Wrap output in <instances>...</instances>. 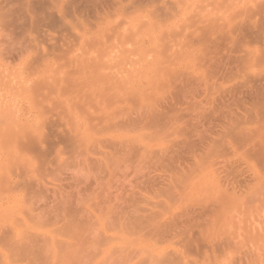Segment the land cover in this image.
I'll return each instance as SVG.
<instances>
[{
    "label": "rangeland",
    "instance_id": "374dc122",
    "mask_svg": "<svg viewBox=\"0 0 264 264\" xmlns=\"http://www.w3.org/2000/svg\"><path fill=\"white\" fill-rule=\"evenodd\" d=\"M0 264H264V0H0Z\"/></svg>",
    "mask_w": 264,
    "mask_h": 264
}]
</instances>
